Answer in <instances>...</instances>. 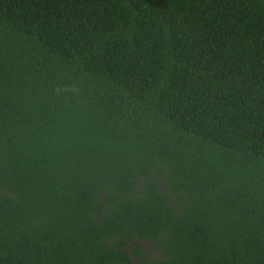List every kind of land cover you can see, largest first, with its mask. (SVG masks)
<instances>
[{
    "label": "trees",
    "instance_id": "16d2710c",
    "mask_svg": "<svg viewBox=\"0 0 264 264\" xmlns=\"http://www.w3.org/2000/svg\"><path fill=\"white\" fill-rule=\"evenodd\" d=\"M0 264H264V0H0Z\"/></svg>",
    "mask_w": 264,
    "mask_h": 264
}]
</instances>
